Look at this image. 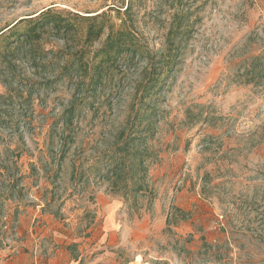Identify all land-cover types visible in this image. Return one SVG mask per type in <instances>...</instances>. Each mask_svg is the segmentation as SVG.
Returning a JSON list of instances; mask_svg holds the SVG:
<instances>
[{
  "label": "rangeland",
  "instance_id": "374dc122",
  "mask_svg": "<svg viewBox=\"0 0 264 264\" xmlns=\"http://www.w3.org/2000/svg\"><path fill=\"white\" fill-rule=\"evenodd\" d=\"M167 1L0 0V35L21 20L56 9L84 17L105 14L116 29L133 22L135 35L150 50L162 51L173 14ZM130 5L131 13L124 15ZM184 5L192 14L191 30L179 63L158 95L147 101L158 115L155 137L134 146L156 157L154 163L151 157L145 162L155 193L152 203L139 197L134 206L132 197L114 192L107 176L112 155L118 145L124 147L125 140L117 138L132 118L144 64L124 66L121 61L114 77L90 99H75V83L68 79L49 88L40 80L28 110L25 98L18 97L1 108L8 110L11 123L0 133L20 153L26 194L0 208L5 224L0 250L25 242L15 231L22 216L33 211L39 215L25 221V229L38 232L49 225L67 240L96 243L103 196L123 203L121 219L129 226L159 217L165 224L138 246L115 248L111 264H135L138 255L149 264H264V89L234 78L237 64L264 53V0H184ZM61 46L52 41L46 49ZM21 72L35 78L27 67ZM13 87L21 90L19 80ZM7 94L0 81V96ZM71 101L77 102L73 124L55 126ZM67 136L72 140L63 146ZM228 213L240 217L231 220Z\"/></svg>",
  "mask_w": 264,
  "mask_h": 264
},
{
  "label": "trees",
  "instance_id": "16d2710c",
  "mask_svg": "<svg viewBox=\"0 0 264 264\" xmlns=\"http://www.w3.org/2000/svg\"><path fill=\"white\" fill-rule=\"evenodd\" d=\"M169 1L167 5L173 10V14L166 35V48L162 51L150 50L146 41L132 31L133 22L124 21L116 29L106 21L105 14L84 17L48 9L34 18L21 20L3 32L0 35V81L7 88L8 94L0 96V128L5 130L11 123L8 110L1 111V108L12 105L18 97L25 98L28 110L41 86L40 80L49 88L64 78L68 79L75 83V99H90L114 77L113 70L121 61L124 66L135 61L143 63L139 83L135 87L132 118H129L127 126L117 138L120 142L125 140L124 147L118 145L115 155H112L113 165L107 176L114 192L122 193L125 198L132 197L134 206H137L139 197L147 198L152 203L155 193L147 182L145 162L151 157L149 159L154 163L156 157L148 154L147 149L141 151L134 146L155 137L154 117L158 115L155 107L147 101L156 97L166 81L172 77L179 63L182 43L186 41L185 36L191 30L192 14L184 5V0H171V3ZM131 11L130 5L123 13L129 16ZM52 41L61 42L62 46L57 50L46 49V44ZM96 43H99L98 47H95ZM25 67L34 71V79H29L21 72ZM236 67L234 78L238 84L264 89V53L240 62ZM17 80L21 90L13 87ZM76 103L71 101L70 107L55 126L62 124L64 129H68L73 124ZM16 128L19 130V126ZM3 138L0 133V146L3 148L0 152V208L5 201H22L26 194L23 185L25 177L18 166L20 153L11 150ZM67 138L72 140L70 136L62 137L63 146L67 144ZM117 155L120 156L118 159ZM243 203L249 205L246 199ZM233 215L228 213L227 218L240 217L237 213ZM1 218L0 238L3 239L5 224ZM247 221L250 222L249 217ZM170 225L171 220L168 217L167 226ZM2 242L0 241V248L3 246Z\"/></svg>",
  "mask_w": 264,
  "mask_h": 264
},
{
  "label": "crops",
  "instance_id": "0c3cea01",
  "mask_svg": "<svg viewBox=\"0 0 264 264\" xmlns=\"http://www.w3.org/2000/svg\"><path fill=\"white\" fill-rule=\"evenodd\" d=\"M122 209L123 203L120 200L99 197L98 219L102 224L101 234L96 243L67 240L57 232V229L49 225L43 226L38 232L31 231L28 227L25 229L24 222L34 220L39 215V211L27 212L22 216V225L15 231V236L24 237L25 242H12V245L2 248L0 264H111L114 256L112 251L115 248L138 246L150 235H157L165 227L161 217L155 222L145 218L129 226L121 219ZM40 218L43 222L49 223L43 215H40ZM135 264L149 262L138 255Z\"/></svg>",
  "mask_w": 264,
  "mask_h": 264
}]
</instances>
